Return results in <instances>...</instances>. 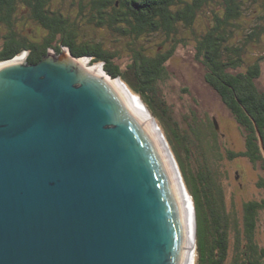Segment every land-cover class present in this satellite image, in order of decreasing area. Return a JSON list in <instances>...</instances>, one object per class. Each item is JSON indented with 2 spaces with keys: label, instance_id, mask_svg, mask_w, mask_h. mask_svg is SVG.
<instances>
[{
  "label": "trees",
  "instance_id": "obj_1",
  "mask_svg": "<svg viewBox=\"0 0 264 264\" xmlns=\"http://www.w3.org/2000/svg\"><path fill=\"white\" fill-rule=\"evenodd\" d=\"M65 49L154 118L192 201L194 264H264V0H0V63ZM187 66L236 125L240 151L179 82ZM240 161L256 172L254 198Z\"/></svg>",
  "mask_w": 264,
  "mask_h": 264
},
{
  "label": "water",
  "instance_id": "obj_2",
  "mask_svg": "<svg viewBox=\"0 0 264 264\" xmlns=\"http://www.w3.org/2000/svg\"><path fill=\"white\" fill-rule=\"evenodd\" d=\"M25 56L0 63V264H185L173 157L152 115L88 58Z\"/></svg>",
  "mask_w": 264,
  "mask_h": 264
},
{
  "label": "rangeland",
  "instance_id": "obj_3",
  "mask_svg": "<svg viewBox=\"0 0 264 264\" xmlns=\"http://www.w3.org/2000/svg\"><path fill=\"white\" fill-rule=\"evenodd\" d=\"M204 19L208 20L206 17ZM95 33H98L99 37H102L104 35L102 32H101L102 33L101 34L99 31H97V32H93L92 36ZM65 51H69V50L65 49ZM20 60H24V58H20ZM98 66H100V65H98ZM95 67H97V66H95ZM184 67H186V64H185ZM195 69L196 68L190 67V66H187V68H183L182 67L180 73L176 74L177 78L179 79V82L181 83V81L183 80L182 82H184L185 84L190 86L191 89H193V92L195 94H197L196 99L197 100L199 99L198 100L199 102L205 103L208 106V109L211 110L210 114L213 115V116H216L219 119L220 125L222 126V129L226 133L227 139L231 142V145L235 149V151H240L243 148V145H242L243 142H241V140L239 138V133H238V131H236V128H235L236 125L234 123H232V122H229L226 119V112L224 110H222V107L219 104L221 101L210 90H208L207 88L204 87L200 72L195 70ZM122 90H123V92L126 93V95L128 97V98L127 97L126 98L128 100L129 105H130V102H132V98L133 97H135V98H137L139 100L138 97H136V96L132 95L131 93L127 92L128 90L126 91L124 88ZM173 102H189V99L182 98V100L180 101L179 99L175 100V97H174L173 98ZM190 102H193V101L190 100ZM142 106H143V104H142ZM144 110H145V112L148 111V110H146V108H144ZM135 112H137V111H135ZM137 114L139 115L138 112H137ZM145 115H146V117L145 116H141V115L140 116L144 117V118H147L149 116V114H147V113ZM169 162H170V160H169ZM238 168L243 171L242 172L243 173V183H246V190L244 191L245 192L244 198L245 199H247V198L249 199V198L256 197L257 196L256 195L257 192L253 193L255 191V189L253 187V183H254V180L256 178V172L252 171L251 166L248 165V164L246 165L244 163V161H240L238 163L237 169ZM175 173H177L178 176H180L177 167H176ZM233 183L234 182H233V180L231 178V184H233ZM193 247H194V244H193ZM190 255L191 256L193 255V256L190 257V258L188 257L189 258L188 261L190 262V260H191L190 264H194L193 263L194 262V248H193V250H192Z\"/></svg>",
  "mask_w": 264,
  "mask_h": 264
},
{
  "label": "bare ground",
  "instance_id": "obj_4",
  "mask_svg": "<svg viewBox=\"0 0 264 264\" xmlns=\"http://www.w3.org/2000/svg\"><path fill=\"white\" fill-rule=\"evenodd\" d=\"M21 57H18L16 60H20ZM123 89V88H122ZM130 105L132 106V108L137 111L139 113V116H145L146 117V113L149 114V112H145L144 110V105L142 106L141 102L133 97L132 98V102H130ZM147 110V109H146ZM136 112V113H137ZM140 116V117H141ZM144 118V117H143ZM149 118V116L147 117ZM159 138V137H158ZM160 142L163 144V146H167L166 142L163 140V137L161 136L160 137ZM166 144V145H165ZM164 148V147H163ZM166 151V149H165ZM168 157L170 159H172V157L170 155H168ZM170 164H171V167H174L173 168V172H174V175H175V178L177 180V185H178V189H179V193H180V199H181V204H182V208H183V214L185 215L184 216V220H185V228H186V240H187V254H186V261H185V264H190V262L188 261V259L190 257H192L190 254L193 250V244H194V238H195V222H194V219H195V216H194V209H193V205H192V201L189 197V195L187 194V191L184 187V184L182 182V179L180 176H178L177 173H175V170H176V165L173 161V159L170 161ZM193 230V231H192ZM189 234V235H188ZM189 257V258H188ZM188 261V262H187ZM194 263V262H193Z\"/></svg>",
  "mask_w": 264,
  "mask_h": 264
},
{
  "label": "flooded vegetation",
  "instance_id": "obj_5",
  "mask_svg": "<svg viewBox=\"0 0 264 264\" xmlns=\"http://www.w3.org/2000/svg\"><path fill=\"white\" fill-rule=\"evenodd\" d=\"M18 57H19V56H18ZM18 57H17V58H18ZM20 57H21V56H20ZM17 58H16V59H17ZM22 58H23V57H22ZM16 59H15V60H16Z\"/></svg>",
  "mask_w": 264,
  "mask_h": 264
}]
</instances>
